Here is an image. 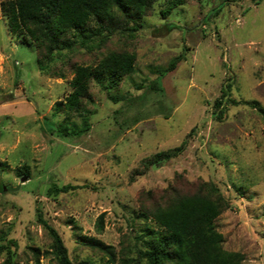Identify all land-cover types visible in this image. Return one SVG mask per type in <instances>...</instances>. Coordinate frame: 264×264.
Listing matches in <instances>:
<instances>
[{
  "label": "rangeland",
  "instance_id": "rangeland-1",
  "mask_svg": "<svg viewBox=\"0 0 264 264\" xmlns=\"http://www.w3.org/2000/svg\"><path fill=\"white\" fill-rule=\"evenodd\" d=\"M123 50L134 53L135 73L110 94L106 79L91 81L82 101L88 129L61 135L59 125L83 126L76 112H54L71 92L72 66ZM179 54L184 60L165 71ZM153 81L159 90H150ZM227 83L236 103L225 102L217 120L213 104ZM253 101L264 108V0H189L164 20L155 5L133 38L115 35L97 51L55 59L47 74L0 12V231L17 242L23 264H35L30 247L40 251L38 264H56L39 214L74 264L102 259L78 236L131 264L140 208L212 183L227 202L214 221L223 249L242 254V264H264V121ZM183 142L176 156L144 168ZM23 167L28 175L18 173ZM53 184L80 188L48 196Z\"/></svg>",
  "mask_w": 264,
  "mask_h": 264
},
{
  "label": "trees",
  "instance_id": "trees-1",
  "mask_svg": "<svg viewBox=\"0 0 264 264\" xmlns=\"http://www.w3.org/2000/svg\"><path fill=\"white\" fill-rule=\"evenodd\" d=\"M189 0H4L0 2V12L6 18L9 32L32 46L36 54L37 70L41 74L50 71L51 63L58 58L83 51H97L113 36L133 38L142 26V20L158 6V15L166 19L175 9ZM78 47V48H77ZM184 60L182 54L174 57L165 71L170 72ZM135 55L127 51H111L95 63L72 66L73 77L69 82L71 92L55 104L54 112L63 108L76 112L82 117V128L68 130L59 125L58 132L79 134L88 129L83 100H90L91 81L101 83L108 94L118 88L122 79L135 73ZM62 76V75H61ZM150 90H159L156 81ZM227 83L221 88V95L213 104L215 118L221 119L228 101ZM113 100H115L113 98ZM227 102V103H225ZM251 105L264 121V108L258 102ZM84 111V112H83ZM84 115V116H83ZM185 143L171 151L156 153L145 165V169L160 166L182 151ZM143 169V172L145 171ZM20 175H28V168L19 169ZM80 188L77 185H51L48 196ZM1 189V186H0ZM143 206L135 218L144 221L133 229V244L128 252L134 254L131 264H242L243 256L222 247L223 237L217 232L214 221L227 208V202L212 183L205 184L192 194L174 193L169 200L154 205ZM103 216L96 221V229L101 231ZM38 222L44 227L51 240L50 251L56 264H74L59 233L38 215ZM77 239L93 252L102 255L100 264H116L117 254L110 245L94 239L78 236ZM18 245L8 234L0 231V255L2 264H23L18 260ZM38 264L39 249H28ZM106 257V261H103ZM89 264V263H88Z\"/></svg>",
  "mask_w": 264,
  "mask_h": 264
}]
</instances>
